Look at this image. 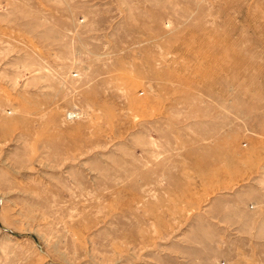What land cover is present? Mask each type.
<instances>
[{"label": "rangeland", "instance_id": "1", "mask_svg": "<svg viewBox=\"0 0 264 264\" xmlns=\"http://www.w3.org/2000/svg\"><path fill=\"white\" fill-rule=\"evenodd\" d=\"M263 174L264 0H0V264H225Z\"/></svg>", "mask_w": 264, "mask_h": 264}, {"label": "crops", "instance_id": "2", "mask_svg": "<svg viewBox=\"0 0 264 264\" xmlns=\"http://www.w3.org/2000/svg\"><path fill=\"white\" fill-rule=\"evenodd\" d=\"M259 180L210 205V219L216 220L210 223L230 227L218 240L225 264H264V185Z\"/></svg>", "mask_w": 264, "mask_h": 264}, {"label": "built area", "instance_id": "3", "mask_svg": "<svg viewBox=\"0 0 264 264\" xmlns=\"http://www.w3.org/2000/svg\"><path fill=\"white\" fill-rule=\"evenodd\" d=\"M77 116H78L77 111H69V112H67V117H68L69 119H74V118H76Z\"/></svg>", "mask_w": 264, "mask_h": 264}]
</instances>
